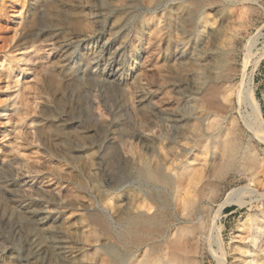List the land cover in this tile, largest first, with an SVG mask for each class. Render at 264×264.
Listing matches in <instances>:
<instances>
[{
	"label": "rangeland",
	"instance_id": "obj_1",
	"mask_svg": "<svg viewBox=\"0 0 264 264\" xmlns=\"http://www.w3.org/2000/svg\"><path fill=\"white\" fill-rule=\"evenodd\" d=\"M32 1L0 2V69L8 72L1 75L0 80V104L7 105L5 113L0 108V264H76L74 248L78 225L75 216L79 204L89 206L92 195L101 207L116 217L124 207L125 197L130 196L128 188L137 185L125 176L121 179L115 177V171L109 166L107 155L111 153L106 151L107 147L112 146L113 161L110 164L118 174L125 165L128 141H133L138 149L146 143L148 154L154 159H167L168 163L164 160L165 169L171 172L180 164L177 160L172 163L175 148L178 145L187 149L194 147V134L201 133V119L207 121L213 110L196 96L195 79L188 70L173 69L174 78L164 81L155 63L148 62L150 54L145 44L148 36L136 35V22L145 15L151 18L159 15L166 3L153 6L132 0H82L84 5L77 8L84 9L89 15L81 31L71 30V48L67 54L70 65L78 68L77 74L84 83L83 94L79 89L74 92L65 86L67 78L59 69L65 48L61 49L59 38L46 42L33 57L41 69L40 79L48 80L56 67L59 79L56 88L64 86L60 91L52 90L42 113L45 103H35L43 118L68 126L65 141L78 155L76 160H71L51 137L43 138L48 134L42 132V136L38 133L34 122L28 118L25 121L20 119L24 112L21 94L25 76L19 75L16 69L23 65L19 59L28 46L23 37L33 19ZM48 1L60 5L67 0ZM124 1L132 6L129 10H133L134 16L125 24L122 34H118L111 28L118 14L115 9ZM204 1L201 22L209 35V47L218 52H224L230 45L234 48L229 55L234 79L222 89L230 90L231 97L227 108L219 112L222 121L219 128L225 130L229 117H234L243 148L251 143L264 160V0ZM42 5L43 2L40 8ZM108 6L114 11L110 12ZM174 36L180 38L185 34L177 30ZM157 49L158 60L167 64L174 60L188 61L192 45L161 42ZM197 59L208 67L213 66L212 59L202 52ZM89 62L95 65L89 66ZM134 77H139L141 88L129 92L126 86ZM167 91H171V104L165 97ZM195 96L197 106L192 109ZM140 102L149 108L138 110L135 106ZM97 106L105 112L103 118L108 119L107 123L99 120ZM129 107L133 111H127ZM119 110L123 115L119 114L120 119L114 121ZM84 130H89V137L78 136V132ZM96 157H101L100 164ZM244 161L242 157L240 162L243 164ZM256 172L252 181L237 176L223 191L219 202L227 190L241 188L236 201L215 217L214 231L210 229L205 241V264L242 263L235 246L245 233L239 224L264 208V163ZM59 181V187L63 188L61 196L57 189H52ZM102 187L107 192L102 193ZM141 193L139 189L132 192L131 199L141 201ZM217 207L218 204L213 216ZM61 240L66 242L69 253H62L59 249ZM101 243L110 244L101 240L97 245ZM67 254L73 257L66 259ZM102 258L104 255L97 257L99 264H105Z\"/></svg>",
	"mask_w": 264,
	"mask_h": 264
},
{
	"label": "bare ground",
	"instance_id": "obj_2",
	"mask_svg": "<svg viewBox=\"0 0 264 264\" xmlns=\"http://www.w3.org/2000/svg\"><path fill=\"white\" fill-rule=\"evenodd\" d=\"M2 1L0 0V2ZM132 1L134 3L146 2L153 6L166 3L165 7L161 6L162 10L159 15L155 14L152 18L145 15L144 18L136 22V35L148 36V40L145 42L148 45L146 49H149L150 54L148 62L155 63L156 70L164 81L174 78L173 69L188 70L195 79L196 96L202 98L213 111L207 121L201 119V133L193 135L196 141L194 147L190 149L181 148L182 145L177 146L180 148L173 147L176 152L172 153L174 156L172 163L174 164V161L177 160L180 164L179 168L176 170L173 168L171 172L165 169L164 160L167 159H154L152 154H148L149 146L146 143H140L141 146L138 149L133 141H128L129 148L126 150L128 154L124 159L122 175L118 174L110 164L113 161L112 146L107 147L106 151L109 150L111 153L107 155L110 161L109 166L115 171V177L121 179L122 176H125L127 180H131L137 185L128 188L130 196L125 197L124 207L116 217L110 215L105 207H101L92 195H90L92 200L89 206L83 203L79 204L75 216L78 225L74 248L75 263L99 264L97 257L104 255L102 263L105 264H205V241L210 229L212 228L214 231L215 217L227 205L236 201L238 190L241 188L227 190L223 200L219 202L223 191L235 181L237 176L239 179L245 177L251 181L254 180L256 170L264 163L254 145L249 143L245 149L243 148L234 117H229V125L225 130L222 131L219 128L222 122L219 112L227 108L231 97H229L230 90L222 89L227 82L234 79L231 76L233 63L229 59L234 48L230 45L224 52H218L209 47V35L201 22L203 8L206 5L204 0ZM41 2L43 5L40 8ZM31 5L32 9H35L33 19L29 21V31L23 37L28 46L24 48L25 53L19 59L23 65H18L16 69L19 75L25 76L21 94L24 112L20 119L25 121L28 118L34 122L40 135L43 136L42 132L48 134L46 137L43 136L44 139L51 137L59 147L64 149L71 160H76L77 152L72 150L65 141V132L68 126L56 123L55 120L50 121L43 118L35 103V101L45 103L41 109L42 113L52 90H62L63 85L56 88L59 81L56 67L52 69V76L48 80H42L40 79L41 69L37 63L35 64L33 57L39 49L44 47L46 42L59 38L61 49L65 48L64 59L60 60L59 65L60 74L67 78V82L64 84L67 88L71 87L72 91L79 92L80 90V93L83 94L81 89L84 88V83L77 74L78 68L70 65L71 61L68 59L67 52L71 48V30L74 28L76 31H81L82 24L89 14L84 9L77 8H82L84 5L82 0H67L61 2L60 5L48 0H34ZM131 7L125 1L118 3V8L115 9L118 14L115 24L111 28L114 33L122 34L125 24L133 18L134 12L129 10ZM108 9L110 12L114 11L113 7L108 6ZM151 19H154V22ZM92 23L93 21H91ZM177 30L183 32L185 36L175 37L174 34ZM161 42L176 46L181 43H191L192 51L189 53V60L161 63L158 60L157 49ZM201 52L205 57L212 59L213 66L208 67L197 59ZM139 60L141 61V59ZM10 63H12L11 60ZM88 64L89 66L95 65L92 62ZM7 73L0 69L1 81V75ZM211 73L215 75L212 76ZM126 87L129 92L140 91L139 77L131 79ZM170 94L171 91H167L165 96L168 97L169 104H171ZM196 96L193 97L192 109L197 106ZM0 105L1 111L7 112V105L4 103ZM135 107L138 110L149 108L144 102L137 103ZM128 110L131 112L133 108L129 107ZM97 111L99 120L107 123L108 119L103 118L105 112L100 106H97ZM16 112L18 113L20 110H16ZM119 114L123 115V111L119 110L116 113L114 121L120 119ZM183 119H186L185 115ZM78 136L89 137V130L78 132ZM129 137L134 138V135H129ZM138 140L142 142L139 137ZM242 157L245 160L243 164L240 162ZM100 158L96 157L98 164H100ZM76 180H78V175H76ZM59 184H61L60 181L52 189H57L61 196L63 188L59 187ZM113 189H117V187ZM138 189L142 191L141 201L134 202L131 199V193ZM68 190L66 191L68 192ZM105 191L107 192L102 187V193ZM217 204L219 207L213 216V210ZM239 225L245 231L244 234H241L243 239L235 245L236 255L241 257L242 263L240 264H264V208L258 213L247 216ZM101 240L109 241L110 244L101 243L98 246L97 243ZM64 242L62 240L59 242V249L62 253H69L66 242ZM72 257L68 254L65 256L66 259Z\"/></svg>",
	"mask_w": 264,
	"mask_h": 264
}]
</instances>
